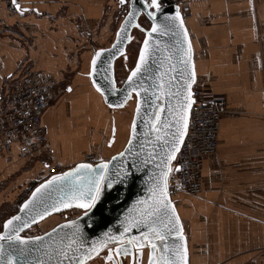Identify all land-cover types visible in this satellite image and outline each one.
<instances>
[{
	"label": "crops",
	"instance_id": "1",
	"mask_svg": "<svg viewBox=\"0 0 264 264\" xmlns=\"http://www.w3.org/2000/svg\"><path fill=\"white\" fill-rule=\"evenodd\" d=\"M179 1L188 14L184 23L194 86L226 101L216 153L201 161V194H179L173 200L189 264H264V0ZM18 2L35 11L22 18L28 26L24 32L12 28V19L0 8V112L23 70L63 80L66 89H73L67 94L79 96L97 114L88 122L94 121L102 133L94 136L97 146L90 152L98 162L108 160L125 143L119 138L121 114L104 106L86 73L93 52L111 44L127 7L119 0ZM121 66L128 68L123 60L115 71ZM58 109L51 105L42 118L46 149L54 164L70 168L86 153L81 152L84 146L79 151L72 144L79 141L76 131L71 143L67 133L60 135L62 146L56 140ZM112 126H118L117 134L108 147ZM45 164L39 153L20 158L14 148L0 154V208H18L22 197L47 177Z\"/></svg>",
	"mask_w": 264,
	"mask_h": 264
},
{
	"label": "snow or ice",
	"instance_id": "2",
	"mask_svg": "<svg viewBox=\"0 0 264 264\" xmlns=\"http://www.w3.org/2000/svg\"><path fill=\"white\" fill-rule=\"evenodd\" d=\"M13 6L17 13L24 16L29 8L22 7L18 0H11ZM126 0H119L120 5H125ZM143 7L146 10V15L153 21L159 19L163 16L164 20L157 24L153 22L149 35L151 33H161L165 34L167 32H172L176 35L178 31L183 32L184 41L187 42L188 34L184 29L183 20L180 17V13L177 10L173 16H169L164 8L163 0H143ZM31 11H35L31 9ZM138 14L136 9L128 12L125 18L127 22H131V18ZM177 22H179L177 24ZM173 25L174 27H169ZM127 27V23L121 25V31L117 32V42L121 41V33ZM136 27H140L139 24ZM143 30V29H142ZM128 40L132 37L128 36ZM113 49L118 52H122V49H117L114 44ZM153 50L152 43L149 36L144 39V47L140 49L139 59L136 62L135 68L131 70V74L127 77V84L130 91H126L122 97L121 102L115 105H109V107L121 108L124 104L132 98V92L136 94L135 111L139 115L141 112V91L143 93H148L149 88L143 87V83L146 79L145 73L150 71L149 59ZM105 51L111 52V50L100 49L96 51L90 61L91 70L86 73L88 77L91 78L92 87L95 88L96 92L100 93L102 96H107L110 91L113 95L118 93L116 88V81L112 78V74L109 71L111 65L104 69L103 79L109 88L105 89L97 80V65L102 54ZM179 52L181 53V58L177 60L175 64L172 63V56H165L160 61V67L165 66V61L171 65V71L173 73L177 72V67L182 66V70L179 72V79L174 85L176 91L173 92L171 89L173 87L171 80L176 79V76L169 78L167 84L164 83V77L167 72L159 74L153 79V84L149 87L155 88V79L161 80L159 90L161 95L167 100V105L160 103V97H157L155 92L152 96L155 97L153 111L148 114V121L151 124L149 134L155 135L157 141H163L160 145L162 151L159 154V159L157 161V156L155 153H150L149 156L144 161L145 163H150L156 161V167L159 170V174L155 177L150 176L149 181L151 187L149 191L151 195L146 200H139L135 203L133 208L129 209V214L125 217L124 221V232L121 233V238H123L125 233H128L133 228H138L141 224L147 228L146 232L141 233V239L137 241L135 238L129 240V244L135 245L137 249H142L144 241H148V247L155 250L157 245L154 241H160L164 243L168 234H173L177 236L180 240H183V229L180 225L179 217L175 214V209L172 202L168 199V177L171 172H173L172 161L176 160L177 153L181 150V144L184 142L185 135L188 132L189 126V115L190 111L195 104L194 94H193V84L196 81L194 67L191 65V46L190 43L188 48L185 49L181 45ZM114 56L110 55L109 60L113 59ZM127 59V57H125ZM155 63V61H152ZM192 67V71L189 72L188 69ZM11 75V74H10ZM137 81H140L138 84ZM167 88L168 91L165 94L164 89ZM66 91H73L72 87L69 86ZM40 99H44L43 96ZM172 99H175V105L172 104ZM165 106L167 107L168 113L172 116V121L167 122L161 115ZM161 123L164 124V131L161 134ZM175 128L172 132L171 129ZM136 130V120L132 121V131ZM113 135H115V128L113 129ZM170 137V138H169ZM134 137H130L128 143L132 144ZM112 141H109L111 145ZM121 157L124 153H119ZM115 159V157H113ZM109 162L102 161L100 164H90V163H77L75 167L70 168L66 172H60L59 174H53L50 179L46 180L40 185L33 193L32 196L25 200L20 206V212L25 213V217L22 219L21 215H15L5 220L2 224V231H0V241H5V243H0V264H27V261L23 259H18V257H25L26 254L30 253L31 246L35 243H42V237L40 236H29L23 237L20 233L29 228L32 224H36L38 220H42L45 216L52 212H58L63 209H70L73 206L80 209H85L91 211L93 206L101 198V192L105 185L111 188L113 185V180L107 175ZM45 168L48 167L47 164L44 165ZM179 167L175 168V171H179ZM117 175H122V179L119 182H123L128 178V172L123 171V173H117ZM46 191H55L58 196L52 200L51 204L45 203L44 193ZM43 205V207H41ZM135 213V215H133ZM164 217L167 218L165 223ZM73 228V237L70 239L66 246H62L57 252V256L67 258L68 251L72 249L74 244L80 243L77 234L83 235L81 232L80 225L73 221L71 222ZM172 225V227H169ZM57 227H60L59 225ZM64 227H68L65 225ZM166 230V231H164ZM56 229H52V233H55ZM46 236L50 235L45 233ZM108 235L107 233L105 234ZM115 237H109V240H114ZM99 249L95 246L90 248L89 252L84 256V258L79 260H70L69 264H84L86 259H90L93 254H98ZM120 254V248L117 247V255ZM125 254L126 250H125ZM154 252L149 253V264H188L187 262V248L186 246L181 251L179 245L169 246L164 244V248L161 250L160 255L155 256ZM105 260H112L111 249L108 250V254L104 257ZM33 264H43L42 261L33 262ZM59 264H63V260H60Z\"/></svg>",
	"mask_w": 264,
	"mask_h": 264
},
{
	"label": "water",
	"instance_id": "3",
	"mask_svg": "<svg viewBox=\"0 0 264 264\" xmlns=\"http://www.w3.org/2000/svg\"><path fill=\"white\" fill-rule=\"evenodd\" d=\"M163 3H164L165 11L170 17L173 16L177 10L179 11L180 17L183 20L184 29L187 31L184 23V19L181 16L180 8H178L177 6L170 5L167 0H163ZM123 6H126L127 9L118 26L114 38L111 44L107 48H103L105 50H111V52L105 51L102 54L100 60L98 61L97 74L95 78L105 89L110 87V85H107L103 79L104 76L103 70L108 68V65L110 64L111 68L109 69V71L112 74V78L115 79V68H114L115 62L121 58H125L126 48L130 42V40H128L127 37L131 36L132 31L134 29H138L142 31L143 38L140 42L136 60L131 70L135 68L136 62L139 59V52L140 49L144 47L145 37L149 36V39L153 46V50L151 53V57L149 59L150 71L145 73L146 79L143 83V87H148L149 92L143 93V91H141L142 107L140 114L137 115L135 111V103H136L135 92H132L133 99L130 98L124 104L123 107L121 108L109 107L110 104L115 105L121 102L124 93L126 91H130L127 84V77L131 74V70L128 72L127 76L125 77L121 85L118 86L116 83V88L119 90L118 93L113 95L109 91L106 97L96 92L95 88L92 87L91 78L87 76L91 87L100 96L102 103L107 108L114 111L121 110L130 102V100H134V108L129 123L127 140L120 152L114 154L108 160L105 161V162H109L107 175L113 180V185L111 188L107 187V185L104 186L101 192L100 200L97 201V203L93 206L91 211L76 208L75 206H73L70 209L61 208V210L58 212H52L50 210L49 215L45 216L42 220H38L36 224H32L29 228L24 229L20 233L21 236L26 230L46 221L51 216L59 215L63 212H67L71 210H76L80 212L79 216H77L76 218L70 220H64L63 222H60L51 229L47 230V232L45 233H48L50 235L46 236L45 233L41 235L40 237L43 238L42 243L39 242L35 243L34 246H31V250L29 254H26V256L22 258L18 257V259H23L27 261V264H33V262L36 261H42L43 264H59L60 260H63V264H69L70 260L73 259L79 260L84 258V256L89 252L90 248H92L93 246L99 249V253L93 254L90 259H86L84 264H87L90 260L98 257L102 252V250L106 247H108V250L111 249L112 252V260L104 259V263L106 264L108 263L117 264V262H120L121 260H125L126 258L135 260L136 264H142V263L149 264L148 258L150 251L154 252L155 254L154 258H155V256L160 255L161 250L164 248V244H168L169 246L179 245L181 247V251H183V248L185 246L187 248V241L184 235H183L184 239L180 240L177 236L173 234H168L164 243H161L158 240L154 241L157 245V248L155 250L150 249L148 247V241H144L145 246L142 249H137L135 245L129 244V240L135 238L137 241H139L141 239V233L147 231V228H145L143 224H141L138 228L131 229L130 232L125 233L123 238H121V233L124 232L125 217L129 214V209L133 208V206L137 201L146 200L151 195V192L149 191V188L151 187L149 177L150 176L155 177L159 174V170L156 167V161L150 163L144 162L150 153H155L158 161L159 154L162 151L160 145L163 143L162 140L157 141L155 135L149 134L151 124L148 121V114H150L153 111V107H154L155 97L152 96L153 92H155L157 97H160V103L167 105V100L165 99L164 96L161 95V92L159 90L161 80L155 79V84H156L155 88L149 86L153 84V79L155 77H157L159 74L163 72H167V75L164 77V83L167 84L169 78L175 75L176 79L171 80V83L173 85L171 90L173 92L176 91L174 85L177 83V80L179 79V72L182 70V66L178 65L177 72L173 73L171 71V65L167 61H165V66L163 68L160 67V61L165 56H172V63L175 64L177 60L181 58V53L179 52L181 45H183V47L187 49L190 43L189 35L187 42L184 41L182 31H178L176 35H173L171 31L165 34H161L158 32V33H151V35H149L153 22L160 24L164 20V18L163 16H161L159 19L155 21L150 19L146 15V10L143 7V0H126L125 5ZM133 9H136L138 11V14L134 15L131 18V22H127L125 18L127 17L128 12L133 11ZM140 18H144L148 22L149 27L146 30H142L141 27L139 28L136 27V25L139 24ZM125 23H127V27L121 33V41L117 42L116 34L118 31H121V25ZM178 23L179 22H177V24ZM169 27H174V26L169 25ZM114 44L117 46V49H122V52H118L115 49H113ZM99 50L100 49L95 50L93 54ZM110 55L114 56V58L111 60H109ZM153 60L155 61V63L152 62ZM191 65L193 66L192 50H191ZM90 70L91 68L89 64V71ZM192 70H193L192 67L188 69L189 72H191ZM137 83L139 84L140 81H137ZM167 91L168 89L165 88L164 93L166 94ZM171 102L173 105H175L176 103L175 99H172ZM161 115L167 122H171L173 119L172 116L168 113L166 106L162 111ZM134 118L136 120L135 132L132 131V121ZM114 128L115 127L112 126L111 134L109 138V141H112L111 145L114 142V136H115L113 135ZM160 128H161V134L164 131H167V129L164 128L163 123H161ZM171 131L174 132L175 128H172ZM130 137H134L132 144L128 143ZM111 145L108 142L107 146L110 147ZM119 153H124V156L121 157ZM113 157H115V159H113ZM101 162L102 161L97 162L96 164H100ZM76 164H74L70 168L75 167ZM70 168L66 169L64 172L68 171ZM123 171L128 172V178L126 180H123V182H119L122 179V175H117V173L122 174ZM50 178L51 176H49L46 180ZM46 180H43L42 182L37 184L34 188H32L28 196L20 203L16 212L10 217L18 214L21 215L22 219L25 217L26 214L20 212V206L24 203L25 200H28L32 196V193L37 188H39L40 185L43 184ZM44 196H45V203L51 204L52 200L58 196V193L55 191H46L44 193ZM168 199L172 202L176 216L179 217L176 206L171 200L169 194H168ZM41 207H43V205ZM133 215H135V213H133ZM10 217H8L7 219H9ZM164 220L166 223L167 218L164 217ZM73 221H76L80 225L81 232L83 233L82 236L77 234V237H75V239H78L80 243L74 244L72 246V249L68 251L67 258L57 256V252L59 251V249L62 246H66L70 239H74L73 228L71 224V222ZM179 221H180V225L182 226L180 218ZM58 225L60 227H57ZM65 225H68V227H64ZM169 227H172V225H169ZM52 229H56V232L52 233ZM2 230L3 229L1 225L0 231ZM106 233L108 234L107 236L105 235ZM109 237H115V239L109 240ZM0 243L6 244L5 241H0ZM117 247L120 248L119 255H117ZM108 250H107V254H108ZM125 250L127 254H125ZM187 262L189 264L188 249H187Z\"/></svg>",
	"mask_w": 264,
	"mask_h": 264
},
{
	"label": "built area",
	"instance_id": "4",
	"mask_svg": "<svg viewBox=\"0 0 264 264\" xmlns=\"http://www.w3.org/2000/svg\"><path fill=\"white\" fill-rule=\"evenodd\" d=\"M167 1L172 6L178 8L180 6L179 0ZM0 8L5 9L7 16L12 19V28L24 32L28 30L22 18L32 15L31 10L21 16L16 12L11 0H0ZM187 15L181 10L183 19ZM65 87L66 85L62 86L61 80L40 70L33 68L23 70L0 112V154L14 148L20 158L39 153L49 162L47 176L65 170L63 165L52 163L51 154L46 149V131L42 125L46 109L60 97ZM193 94L195 104L190 111L188 132L176 160L171 165L173 172L168 177L167 191L171 200L179 194L191 197L201 194V161L204 157L216 153L219 120L226 110L225 99L208 96L203 88L193 86ZM41 96L44 99H40ZM80 162L94 164L97 160L94 154L88 153ZM177 166L180 169L178 172L175 171ZM48 228H44L43 225L34 226L24 232L23 236H41L49 230Z\"/></svg>",
	"mask_w": 264,
	"mask_h": 264
},
{
	"label": "rangeland",
	"instance_id": "5",
	"mask_svg": "<svg viewBox=\"0 0 264 264\" xmlns=\"http://www.w3.org/2000/svg\"><path fill=\"white\" fill-rule=\"evenodd\" d=\"M139 25L143 30H146L149 27L148 22L144 18L139 19ZM131 37H132V39L130 40L129 44L127 45L126 53H125V57H127V59L129 61L125 58L124 59L121 58V59H119L118 63L115 64V67L118 68L120 66L121 62L124 60L126 65L128 66V68H127L128 72L134 66L136 56H137V52H138V49L140 46V42L143 38V33L141 30L134 29L132 31ZM131 49H134L133 54H129ZM130 55H131V57H130ZM123 68H124V66H121V69H123ZM119 69H117L115 71V79H116V81H119V84H117L118 86L121 85V83L123 82V80L125 79V77L128 74V72H125V71H123L121 69L119 70ZM61 81H62V86L64 87L66 84L63 82V80H61ZM67 93L68 92H66V87H65V89L62 90V92L60 93V97L52 104V106H56V105L59 106L58 114L54 118V127H55V129H59L56 132V135H58L59 138H57L56 140L57 141L59 140V143H61V146H62V138L60 135H65L67 133L68 136H70L71 138H67L65 136L66 140H68L71 143L73 136H74V133L76 131V138H78V136H79V139H78L79 141L72 142L73 146L75 147V149L79 148V151H80L81 147L84 146V149L81 150L82 155H83V153H86V154L89 153L90 154L91 153L90 151H92L97 146V143H95L93 141L94 136H96L98 133L101 135V133H102L101 128L97 127L95 125L94 121L88 122L89 118L95 120V117H97V114H95V112H93L91 109L85 107V104L83 103L82 99L79 96L73 95V93L68 95ZM95 96L98 97L99 95L98 96L95 95ZM50 106L48 108H50ZM48 108L46 109L45 113L47 112ZM133 108H134V100H130V102L123 109L117 110V112H119L121 114L120 121H119V127H120L119 138L121 140H123V142H125L124 140L126 137V132L128 134L127 128L129 127V122H130L129 118H130V116H132V113H133L132 109ZM117 121H118V118H117ZM102 124H103V120L101 119L100 125H102ZM97 125H98V123H97ZM117 128H118V126H116V129ZM109 130H110L109 132H111V128ZM116 134H117V130H116ZM49 135H50V129H49ZM56 135H55L54 131H51V135H50L51 137L54 138V136H56ZM54 140H55V138H54ZM63 140H65V139H63ZM108 142H109V140H108ZM86 145H87V148H86ZM123 146H124V144H123ZM83 156H81V157H83ZM46 162L49 163L48 160H46ZM52 163L54 164L53 159H52ZM16 210H17V208L16 209L0 208V219L4 216L9 217V216L13 215L16 212ZM72 212H73V214H77L75 217L73 216L74 218H76L80 214L79 211L72 210V211H69V215H72ZM59 220H69V219L65 218L64 215L60 214V215H58L57 218L53 217L51 219L46 220L44 222L43 226H44V228H48V227L52 226L53 224L57 223ZM0 226H1V224H0ZM50 228H48V229H50Z\"/></svg>",
	"mask_w": 264,
	"mask_h": 264
},
{
	"label": "flooded vegetation",
	"instance_id": "6",
	"mask_svg": "<svg viewBox=\"0 0 264 264\" xmlns=\"http://www.w3.org/2000/svg\"><path fill=\"white\" fill-rule=\"evenodd\" d=\"M133 50H134V49H131L129 54H133V53H134ZM135 55H136V54H135ZM130 57H131V55H130ZM128 61H129V60H128ZM121 70H123V71H125V72H128V71H127V67H124V68L121 69ZM116 83L119 84V81H116ZM132 99H133V97H132ZM124 141H125V140H124ZM113 143H114V142H113ZM97 159H98V158L96 157V160H97ZM62 215L66 216L67 219H73L77 214H73V212H72V215H69V211H68V212H66V213H64V214H62ZM69 216H70V217H69ZM73 216H74V217H73ZM53 217L57 218L58 216H55V215H54V216H51V217L48 218V219H51V218H53ZM48 219H47V220H48ZM59 221H60V220H59ZM41 226H42V225H41ZM107 250H108V247L104 248L98 257H96V258L90 260L87 264H106V263H104V257L107 255ZM145 252H146V251H145ZM145 252H144V253H145ZM108 264H110V263H108ZM117 264H136V263H135V260H131V259H129V258H126L125 260H121L120 262H117ZM142 264H143V263H142Z\"/></svg>",
	"mask_w": 264,
	"mask_h": 264
},
{
	"label": "bare ground",
	"instance_id": "7",
	"mask_svg": "<svg viewBox=\"0 0 264 264\" xmlns=\"http://www.w3.org/2000/svg\"><path fill=\"white\" fill-rule=\"evenodd\" d=\"M125 53H126V52H125ZM127 60H128V59H127ZM115 80H116V79H115ZM132 110H133V109H132ZM130 118H131V117H130ZM130 120H131V119H130ZM129 123H130V122H129ZM128 128H129V127H128ZM128 128H127V129H128ZM115 132H116V129H115ZM127 135H128V134H127V132H126V137H125L126 140H127ZM114 138H115V136H114ZM125 142H126V141H125ZM124 144H125V143H124ZM121 150H122V149H121ZM121 150H120V151H121ZM174 199H176V198H174ZM174 199H173V200H174ZM174 203H175V202H174ZM63 214H64V213H63ZM61 215H62V214H61ZM56 216H58V215H56ZM63 221H64V220H60V221H58L57 223L53 224V225L51 226V228H52L54 225H56V224H58V223H60V222H63Z\"/></svg>",
	"mask_w": 264,
	"mask_h": 264
},
{
	"label": "trees",
	"instance_id": "8",
	"mask_svg": "<svg viewBox=\"0 0 264 264\" xmlns=\"http://www.w3.org/2000/svg\"><path fill=\"white\" fill-rule=\"evenodd\" d=\"M131 117V116H130ZM131 118H129V120H130ZM46 178L44 177L41 181H43V180H45ZM27 196H28V194H27ZM26 195H24L23 197H22V199H21V201H20V203L27 197Z\"/></svg>",
	"mask_w": 264,
	"mask_h": 264
}]
</instances>
